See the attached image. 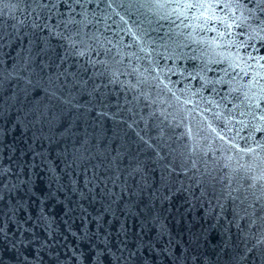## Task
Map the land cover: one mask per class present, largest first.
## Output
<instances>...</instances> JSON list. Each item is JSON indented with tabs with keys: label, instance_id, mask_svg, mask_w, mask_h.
Listing matches in <instances>:
<instances>
[{
	"label": "water",
	"instance_id": "obj_1",
	"mask_svg": "<svg viewBox=\"0 0 264 264\" xmlns=\"http://www.w3.org/2000/svg\"><path fill=\"white\" fill-rule=\"evenodd\" d=\"M0 264H264V0H0Z\"/></svg>",
	"mask_w": 264,
	"mask_h": 264
}]
</instances>
